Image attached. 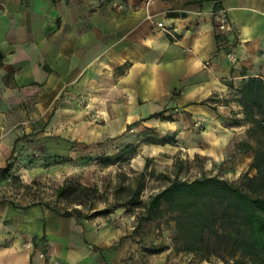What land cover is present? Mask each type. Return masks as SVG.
I'll use <instances>...</instances> for the list:
<instances>
[{
	"label": "crops",
	"instance_id": "0c3cea01",
	"mask_svg": "<svg viewBox=\"0 0 264 264\" xmlns=\"http://www.w3.org/2000/svg\"><path fill=\"white\" fill-rule=\"evenodd\" d=\"M250 77L264 0H0V165L28 131L50 156L156 135L222 158L249 125L234 97ZM137 249L124 225L0 201V264H132Z\"/></svg>",
	"mask_w": 264,
	"mask_h": 264
},
{
	"label": "rangeland",
	"instance_id": "374dc122",
	"mask_svg": "<svg viewBox=\"0 0 264 264\" xmlns=\"http://www.w3.org/2000/svg\"><path fill=\"white\" fill-rule=\"evenodd\" d=\"M93 113L94 118L99 117L98 111ZM16 128L20 129L18 125ZM34 134L22 132L12 155L0 165L8 167L6 171L0 170V201H11L18 207L48 203L61 212L77 207L85 214L96 212L89 219L96 220L98 224L124 225L138 244L136 252L127 259L132 264H224L214 255L204 256L176 249L174 221L168 215L138 223L136 214L139 207L134 202H124L128 194L126 188L120 187L134 186L136 177L143 170L147 175L140 193L142 200L166 182L163 177L166 174L173 176L177 173L191 178L205 171L237 180L248 169L251 152L240 153L234 146L224 157L216 159L207 157L197 148H162L157 145L158 137L153 135L148 136L151 141L141 139L136 142L132 139L120 142V147L112 149L96 142H71L78 147L75 155L50 156L44 151V143ZM242 136L245 139L246 133L243 132ZM63 184L96 185L98 190L89 197L77 192L58 194L57 187ZM103 209L107 212H100ZM69 217L76 220L84 218L73 214Z\"/></svg>",
	"mask_w": 264,
	"mask_h": 264
},
{
	"label": "trees",
	"instance_id": "16d2710c",
	"mask_svg": "<svg viewBox=\"0 0 264 264\" xmlns=\"http://www.w3.org/2000/svg\"><path fill=\"white\" fill-rule=\"evenodd\" d=\"M234 98L242 106L243 119L249 124L246 138L235 146L240 153L251 152L249 167L237 180L205 171L191 178L166 174L163 175L166 182L142 200L140 193L147 175L143 170L134 186L120 188H126L128 194L124 202H134L139 207L138 223L163 215L174 221L176 249L214 255L224 264H264V79L248 78ZM159 114L162 113H156ZM7 169V165L0 166L1 171ZM97 190L96 185L84 184L57 187L58 194L77 192L87 197ZM31 204L38 203L20 207ZM43 204L63 216L90 218L97 214H85L77 207L61 212L56 206Z\"/></svg>",
	"mask_w": 264,
	"mask_h": 264
},
{
	"label": "built area",
	"instance_id": "2783aa9c",
	"mask_svg": "<svg viewBox=\"0 0 264 264\" xmlns=\"http://www.w3.org/2000/svg\"><path fill=\"white\" fill-rule=\"evenodd\" d=\"M157 26L160 27L163 31H165L166 33L170 34L173 36V31L172 29L170 28V26H168L167 24H165L163 21H158L157 22ZM227 25L226 23L221 19L220 20V23H219V28L220 29H224L226 28ZM55 264V263H54Z\"/></svg>",
	"mask_w": 264,
	"mask_h": 264
}]
</instances>
